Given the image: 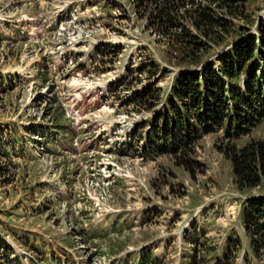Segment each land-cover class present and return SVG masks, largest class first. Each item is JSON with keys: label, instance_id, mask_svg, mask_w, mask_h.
I'll return each instance as SVG.
<instances>
[{"label": "rangeland", "instance_id": "1", "mask_svg": "<svg viewBox=\"0 0 264 264\" xmlns=\"http://www.w3.org/2000/svg\"><path fill=\"white\" fill-rule=\"evenodd\" d=\"M168 2L0 0V264H264L241 214L264 179L232 182L222 129L146 150L174 80L256 33L264 0Z\"/></svg>", "mask_w": 264, "mask_h": 264}, {"label": "trees", "instance_id": "2", "mask_svg": "<svg viewBox=\"0 0 264 264\" xmlns=\"http://www.w3.org/2000/svg\"><path fill=\"white\" fill-rule=\"evenodd\" d=\"M222 1L228 5L238 0ZM243 5L232 13L241 15ZM157 12L172 22L166 6ZM197 17L207 24L210 20L220 23L203 10ZM215 60L203 66L197 76L182 74L174 80L166 109L160 115L162 124L148 133L146 150L158 153L179 150L183 158L188 150L186 144L194 142L200 133L212 132L217 127L227 137L220 149L230 162L232 182L240 190L251 189L264 179V141L254 138L239 144L238 139L264 117V16L256 33L237 39ZM243 203L241 214L255 251L256 246L264 247V196L252 195Z\"/></svg>", "mask_w": 264, "mask_h": 264}]
</instances>
